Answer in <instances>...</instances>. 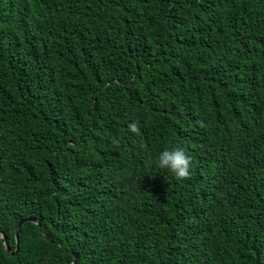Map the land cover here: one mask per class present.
I'll list each match as a JSON object with an SVG mask.
<instances>
[{
  "label": "trees",
  "instance_id": "1",
  "mask_svg": "<svg viewBox=\"0 0 264 264\" xmlns=\"http://www.w3.org/2000/svg\"><path fill=\"white\" fill-rule=\"evenodd\" d=\"M30 217L0 264H264V0H0L13 252Z\"/></svg>",
  "mask_w": 264,
  "mask_h": 264
},
{
  "label": "clouds",
  "instance_id": "2",
  "mask_svg": "<svg viewBox=\"0 0 264 264\" xmlns=\"http://www.w3.org/2000/svg\"><path fill=\"white\" fill-rule=\"evenodd\" d=\"M128 130L134 134L140 132L135 122L128 124ZM113 143H118V140H114ZM192 160V156L183 147L174 146L160 152L155 163L158 168L171 171L177 179L186 180L191 175Z\"/></svg>",
  "mask_w": 264,
  "mask_h": 264
},
{
  "label": "water",
  "instance_id": "3",
  "mask_svg": "<svg viewBox=\"0 0 264 264\" xmlns=\"http://www.w3.org/2000/svg\"><path fill=\"white\" fill-rule=\"evenodd\" d=\"M25 223H33V224H36V225H40L39 220L34 218V217L22 218V219L19 220L17 226L14 229V239H15V250H14V252L9 247V244L7 242L6 236L4 235L3 232L0 231V239L3 240V246H4L5 252L7 254H12L13 255V254H16L18 252V250H19V233H20V230H21V226L24 225ZM73 257H74V260H73V262L71 264H76L77 259H78L79 256L77 254L73 253Z\"/></svg>",
  "mask_w": 264,
  "mask_h": 264
}]
</instances>
